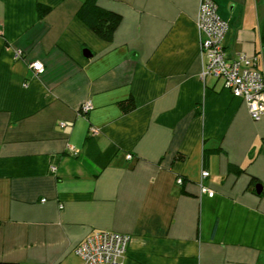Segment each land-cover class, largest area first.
I'll list each match as a JSON object with an SVG mask.
<instances>
[{
	"label": "crops",
	"instance_id": "0c3cea01",
	"mask_svg": "<svg viewBox=\"0 0 264 264\" xmlns=\"http://www.w3.org/2000/svg\"><path fill=\"white\" fill-rule=\"evenodd\" d=\"M84 2L0 0V264H83L93 231L131 236L124 264H264V116L201 80V0H97L111 41ZM215 2L264 73V0Z\"/></svg>",
	"mask_w": 264,
	"mask_h": 264
},
{
	"label": "built area",
	"instance_id": "2783aa9c",
	"mask_svg": "<svg viewBox=\"0 0 264 264\" xmlns=\"http://www.w3.org/2000/svg\"><path fill=\"white\" fill-rule=\"evenodd\" d=\"M197 28L200 34V53L203 61L201 80L215 77L224 82L225 88L231 91L234 97L243 99L249 109L252 120L260 121L264 116V73L257 68L258 57H249L246 54L229 58L225 50V38L230 30V24L223 19L215 0H201ZM32 70L44 73L43 63L36 61L30 64ZM92 109L87 103L84 111ZM66 126L65 122L60 123ZM128 159L132 156L128 155ZM56 167L51 166V172ZM209 177L204 171L202 178ZM182 181L179 180V183ZM201 193L214 197L213 190L201 186ZM131 241L129 234L111 231H93L75 249L83 264H124L128 246Z\"/></svg>",
	"mask_w": 264,
	"mask_h": 264
},
{
	"label": "trees",
	"instance_id": "16d2710c",
	"mask_svg": "<svg viewBox=\"0 0 264 264\" xmlns=\"http://www.w3.org/2000/svg\"><path fill=\"white\" fill-rule=\"evenodd\" d=\"M47 11L48 9L43 6L38 7V13L41 15ZM78 16L95 34L105 41H111L114 32L117 30L122 20L119 14L101 9L97 5V0H85ZM133 107L134 103L132 100L128 101L127 106H124V108L129 109ZM234 171L236 172L237 169H234ZM256 181L257 179L253 178V183Z\"/></svg>",
	"mask_w": 264,
	"mask_h": 264
},
{
	"label": "water",
	"instance_id": "95a60500",
	"mask_svg": "<svg viewBox=\"0 0 264 264\" xmlns=\"http://www.w3.org/2000/svg\"><path fill=\"white\" fill-rule=\"evenodd\" d=\"M260 188H261L260 186H257L258 193L261 192V189Z\"/></svg>",
	"mask_w": 264,
	"mask_h": 264
}]
</instances>
